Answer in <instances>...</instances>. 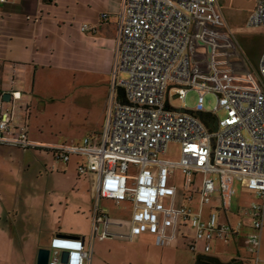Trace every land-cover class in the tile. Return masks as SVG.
<instances>
[{"label": "built area", "instance_id": "2783aa9c", "mask_svg": "<svg viewBox=\"0 0 264 264\" xmlns=\"http://www.w3.org/2000/svg\"><path fill=\"white\" fill-rule=\"evenodd\" d=\"M102 20L107 21L108 15H102ZM221 24L218 0H123L110 95L99 135L79 144L30 140L27 131L15 124L14 104H1L0 145L47 151L62 164L79 159L78 175L92 184L90 247L82 240L53 242L69 251L70 264H89L97 240L134 243L149 236L157 248H175L188 226L195 233L190 249L196 252L202 242L209 254L214 243H230L244 235L241 220L238 224L230 220L237 182L258 199L251 205L253 233L246 242L252 251L260 248L264 52L258 70L248 74L233 68L231 49L237 48L233 43L206 46V61L199 63L198 35L209 25ZM247 26L264 29V0H255ZM121 73L127 74L126 81H119ZM192 90L198 94L196 109L180 108L192 114L177 112L170 102L172 94L185 101ZM208 95L216 97V106L209 112L204 107ZM13 98L15 102L20 95L14 93ZM171 144L180 149L176 162L166 159ZM178 172L182 187L176 184ZM199 175L204 177L202 187L195 191ZM216 194L220 209L206 214ZM108 201L119 208L129 203L131 217H113L105 205Z\"/></svg>", "mask_w": 264, "mask_h": 264}, {"label": "rangeland", "instance_id": "374dc122", "mask_svg": "<svg viewBox=\"0 0 264 264\" xmlns=\"http://www.w3.org/2000/svg\"><path fill=\"white\" fill-rule=\"evenodd\" d=\"M218 1L223 15V24L216 27L209 25L198 35L199 54L196 60L199 63L206 61L208 45L222 47V45L233 43L244 55L246 61L250 62L251 72H256L259 64L257 51L261 47L263 30L247 26V21L255 7V0ZM50 74L46 78L39 75L34 93L31 95V102L26 104L28 108L24 119L31 138L42 143L70 144L83 140L85 136L99 135V130L96 131L97 122L100 119L101 126L105 113L104 111L102 117L99 114L102 107L100 95L103 91L97 93L99 96L94 97L92 103L85 99V103L89 104L78 107L75 105V99L81 97V103H83L84 96L88 94L82 75L79 74L75 78L73 75L60 76L55 71ZM127 78L125 73L119 75V81H126ZM43 96L56 99L47 101L45 106V101L41 99ZM173 96L175 94H172L170 102L174 108L196 109L198 102L196 91H189L185 101ZM215 106L216 97L208 95L205 98V110L213 111ZM221 116H224V113H221ZM179 158V146L171 144L166 159L176 162ZM77 162L74 158L71 164H59L53 155L36 150L15 151L12 158L9 154H0V189H4V195L0 196L1 203L22 208L34 207L37 209L38 217L41 215L48 217L47 223L56 222L64 230L77 227L82 232L87 231L93 210L91 187L85 177L79 179ZM203 178V175L195 177L197 181L195 191L201 189ZM176 181L178 186H183V176L180 172L177 174ZM235 190L232 211L237 215L241 206L242 209L240 218H234L232 223L238 224L241 220L245 239L237 243L216 242L210 255L220 256L221 264H237V262L256 264L257 261L264 264V229L259 249L252 251V246L246 242V236L253 233L254 215L251 205L253 202H258V199L245 192L238 183ZM197 204L196 197L194 205ZM108 207L113 217L120 216L125 219L131 213L128 205H122V208L118 209L114 204L108 203ZM38 220L42 221L41 218ZM91 232L92 228L90 236ZM183 236L178 247L169 249L154 247L149 236L146 238L143 236L135 243L118 240H107L105 243L95 241L91 247V257L102 255L108 262H112L111 264H194L196 252L204 255V244L198 243V251L193 253L190 245L195 241V233L188 226L184 229ZM53 258H58L55 252Z\"/></svg>", "mask_w": 264, "mask_h": 264}, {"label": "crops", "instance_id": "0c3cea01", "mask_svg": "<svg viewBox=\"0 0 264 264\" xmlns=\"http://www.w3.org/2000/svg\"><path fill=\"white\" fill-rule=\"evenodd\" d=\"M122 1L8 0L7 3H0V107L2 103L9 106L14 104L15 124L17 128L27 131L30 140L36 141L31 138L24 117L27 115L28 107L26 104L31 102V95L34 93L39 75L46 78L47 75H51L50 73L55 71L60 76L65 74L69 77L73 75L76 78L81 74L83 83L87 86L88 94L84 96L83 103H81V97L76 98L75 105L84 107L85 104L92 103L94 97L99 96L97 93L103 91L100 95L102 99L100 116L105 111L110 95L111 74L115 64ZM105 14L108 15L107 21L102 20V15ZM85 27H87L86 30H83ZM260 29L263 30V36H261V47L257 51L258 61L264 52V29ZM231 60L236 72L240 74L251 73L249 66L251 64L246 61L240 50L233 49L231 51ZM14 93L20 95V99L15 102H13ZM6 94L11 95L10 102L5 101ZM41 99L45 101L46 106L47 101H55L56 98L43 96ZM85 99L89 103H85ZM24 101L27 103L24 104ZM99 128L100 119L97 122L96 131ZM87 137L89 136H85V138ZM83 140L70 144H79ZM15 151L27 152L28 150L0 145V154H9L12 158ZM36 151L51 154L43 150ZM77 161L79 164L80 160L77 159ZM80 178L82 177L79 176ZM85 179L91 187L90 197L93 207L92 184L88 178ZM237 183L245 192L254 196L253 193L243 187L241 182ZM3 190L0 189V196L4 195ZM1 200L0 264H37L39 250L50 249L58 235L80 237L86 246L90 247L92 214L87 231L82 232L77 227H69V229L64 230L56 222L47 223V216L38 217L37 209L34 207L22 208L17 205L2 204ZM108 203L114 204L111 201L105 202L107 207ZM122 205H128L132 213L129 203ZM122 205L119 208L114 204L118 209H121ZM220 206L221 201L219 195L216 194L211 205L206 207L207 212L205 208V213L207 214L211 210L218 212ZM241 209L242 206L238 209L237 215L232 211L231 222L234 223V218H240ZM131 213L125 219H129ZM38 218H41L42 221H39ZM221 221H224L223 218ZM244 239V235H242L236 237L232 242H242ZM106 241L98 242L105 243ZM151 242L153 244V240ZM211 253L205 254L204 252V255H201L196 252L194 264H200L202 261L220 263L221 257L212 256ZM95 256L91 257L89 264L112 263L108 262L102 255Z\"/></svg>", "mask_w": 264, "mask_h": 264}, {"label": "water", "instance_id": "95a60500", "mask_svg": "<svg viewBox=\"0 0 264 264\" xmlns=\"http://www.w3.org/2000/svg\"><path fill=\"white\" fill-rule=\"evenodd\" d=\"M119 94L121 97L125 96V92L123 88H120ZM10 100H11V95L6 94L5 101L10 102ZM177 112L185 113V114H192V111H187L185 109H178ZM198 116L204 119V114L199 113ZM56 239L68 240V241H80L81 240L80 237L69 236V235H58ZM54 252L56 253L58 257L57 259L53 258ZM37 264H70L69 251L64 250L60 247H56L54 244H52V247L50 249H40L39 250Z\"/></svg>", "mask_w": 264, "mask_h": 264}, {"label": "flooded vegetation", "instance_id": "af4514ba", "mask_svg": "<svg viewBox=\"0 0 264 264\" xmlns=\"http://www.w3.org/2000/svg\"><path fill=\"white\" fill-rule=\"evenodd\" d=\"M200 264H221V263H218L216 261H210V262L202 261Z\"/></svg>", "mask_w": 264, "mask_h": 264}, {"label": "trees", "instance_id": "16d2710c", "mask_svg": "<svg viewBox=\"0 0 264 264\" xmlns=\"http://www.w3.org/2000/svg\"><path fill=\"white\" fill-rule=\"evenodd\" d=\"M237 264H241L240 262H237Z\"/></svg>", "mask_w": 264, "mask_h": 264}]
</instances>
